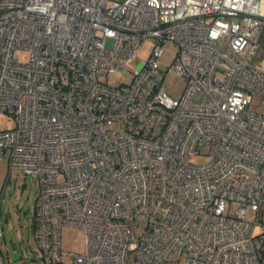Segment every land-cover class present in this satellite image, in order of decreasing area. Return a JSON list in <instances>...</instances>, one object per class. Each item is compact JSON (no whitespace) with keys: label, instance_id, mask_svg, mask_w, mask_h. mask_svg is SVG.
Here are the masks:
<instances>
[{"label":"built area","instance_id":"2783aa9c","mask_svg":"<svg viewBox=\"0 0 264 264\" xmlns=\"http://www.w3.org/2000/svg\"><path fill=\"white\" fill-rule=\"evenodd\" d=\"M262 21L264 0H0V161L37 180L41 264H264Z\"/></svg>","mask_w":264,"mask_h":264},{"label":"rangeland","instance_id":"374dc122","mask_svg":"<svg viewBox=\"0 0 264 264\" xmlns=\"http://www.w3.org/2000/svg\"><path fill=\"white\" fill-rule=\"evenodd\" d=\"M107 47L112 45L108 40ZM151 42L147 40L139 49L132 65L137 67L142 59H145ZM164 53L159 58V68L167 69L171 64L176 46L172 42L163 44ZM264 55L257 56L260 60ZM17 58L20 61L28 60V53L19 51ZM131 72L107 73L101 77V81L108 86H118L122 83H128L131 79ZM185 86V81L177 74L170 73L165 79V87L169 94L178 97ZM249 110L256 113H264V105L260 103L258 96H253L249 104ZM14 119L6 114H0V130L9 129L14 126ZM202 153L207 152V148L201 149ZM208 157L200 155L194 159V162H202ZM37 180L22 171L13 169L8 171L7 160L0 161V229L3 235L0 236V254L5 264H41L40 251L36 241L35 230V209L38 195ZM143 224L137 229L140 233ZM61 247L67 251L80 252L83 248V232L69 224H63L60 232ZM19 254V259H13V252Z\"/></svg>","mask_w":264,"mask_h":264},{"label":"crops","instance_id":"0c3cea01","mask_svg":"<svg viewBox=\"0 0 264 264\" xmlns=\"http://www.w3.org/2000/svg\"><path fill=\"white\" fill-rule=\"evenodd\" d=\"M258 41L260 45L259 53L261 55H264V21H262V26L258 36ZM261 219L262 221H264V205H262V209H261Z\"/></svg>","mask_w":264,"mask_h":264},{"label":"water","instance_id":"95a60500","mask_svg":"<svg viewBox=\"0 0 264 264\" xmlns=\"http://www.w3.org/2000/svg\"><path fill=\"white\" fill-rule=\"evenodd\" d=\"M17 258H18L17 252L14 251V252H13V259H17Z\"/></svg>","mask_w":264,"mask_h":264},{"label":"trees","instance_id":"16d2710c","mask_svg":"<svg viewBox=\"0 0 264 264\" xmlns=\"http://www.w3.org/2000/svg\"><path fill=\"white\" fill-rule=\"evenodd\" d=\"M17 255H18V258H17V259H19V254H18V252H17Z\"/></svg>","mask_w":264,"mask_h":264}]
</instances>
